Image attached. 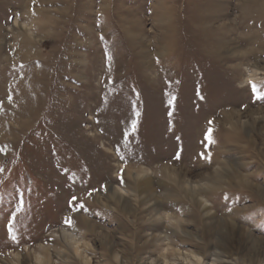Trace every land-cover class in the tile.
<instances>
[{"label": "rangeland", "instance_id": "obj_1", "mask_svg": "<svg viewBox=\"0 0 264 264\" xmlns=\"http://www.w3.org/2000/svg\"><path fill=\"white\" fill-rule=\"evenodd\" d=\"M175 254L264 264V0H0V264Z\"/></svg>", "mask_w": 264, "mask_h": 264}, {"label": "bare ground", "instance_id": "obj_2", "mask_svg": "<svg viewBox=\"0 0 264 264\" xmlns=\"http://www.w3.org/2000/svg\"><path fill=\"white\" fill-rule=\"evenodd\" d=\"M139 173V172H138ZM117 189H115V191H116ZM200 190V189H199ZM120 191V190H119ZM197 192V191H196ZM120 194V193H119ZM115 195H117V191L115 192ZM122 195L123 194H121V197H122ZM120 197V196H119ZM119 200V199H118ZM234 233V232H233ZM61 241L64 243V247L65 248H68V247H70V246H73L74 248H75V250H76V252H78L79 253V251H80V249H81V245H80V243L82 242V240H83V237H79V235H77L76 234V232H74V231H72V230H69L68 228H64V229H62V231H61ZM166 237V236H165ZM61 244V243H60ZM41 245V244H40ZM40 251H38L39 253V260L40 261H42L43 263H50V261L52 260V251H51V249H50V247L48 246V245H46V244H42L41 245V247H40ZM56 250H58V248L56 249ZM61 250V249H60ZM82 250V249H81ZM83 251V250H82ZM57 253V252H56ZM59 253V256L61 255L62 256V253L63 252H58ZM174 255V254H173ZM175 255H177L176 257H178V256H182V257H184V259L185 260H188L189 262H190V264H199V261H200V255H199V257H198V255L197 254H194V257H195V259L196 260H194L191 256H190V254L188 255H183V254H175ZM191 255H193V253L191 254ZM214 256H216V255H214ZM219 257H221L220 256V254H219ZM170 259L169 258H167V256L165 255V258H164V262H165V264H171L170 262L171 261H169ZM215 260V259H214ZM216 260H217V258H216ZM218 261V260H217ZM216 262V261H215ZM213 263V262H212ZM220 263H221V261H220ZM86 264H89V261L86 259ZM173 264H177L176 262L175 263H173ZM214 264V263H213ZM217 264V263H216Z\"/></svg>", "mask_w": 264, "mask_h": 264}, {"label": "snow or ice", "instance_id": "obj_3", "mask_svg": "<svg viewBox=\"0 0 264 264\" xmlns=\"http://www.w3.org/2000/svg\"><path fill=\"white\" fill-rule=\"evenodd\" d=\"M250 83L252 84V91H253V92H256V91H257V85H256L255 83H252V82H250ZM121 171H122V170H121ZM74 199H75V198H74ZM65 223L71 224L72 221H71L70 218H68V219L65 220ZM12 238L15 239V236H13Z\"/></svg>", "mask_w": 264, "mask_h": 264}]
</instances>
